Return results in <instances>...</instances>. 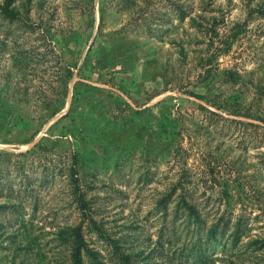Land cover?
Masks as SVG:
<instances>
[{"label":"rangeland","instance_id":"374dc122","mask_svg":"<svg viewBox=\"0 0 264 264\" xmlns=\"http://www.w3.org/2000/svg\"><path fill=\"white\" fill-rule=\"evenodd\" d=\"M16 5L15 22L0 15V264H37L25 229L55 264L82 197L138 264H164L155 203L183 177L209 223L241 217L239 254L264 241V0ZM224 246L213 264H254Z\"/></svg>","mask_w":264,"mask_h":264},{"label":"trees","instance_id":"16d2710c","mask_svg":"<svg viewBox=\"0 0 264 264\" xmlns=\"http://www.w3.org/2000/svg\"><path fill=\"white\" fill-rule=\"evenodd\" d=\"M16 3L17 0H0V15L15 22L20 15L19 7ZM226 74L229 75L232 81L237 80V76H235L233 71L228 70ZM75 161L77 162V157H75ZM77 173V170L73 168L72 178L74 186H76L74 189L76 195L80 191ZM183 179V182L187 181L185 177ZM183 182L178 181L175 183L155 203V211L164 218L158 236L159 246L163 248L162 251H159L160 256L164 255L165 257L164 264H176L175 262L178 261L180 264H213L215 262L214 254L209 253V250L215 248L218 244H221V246L224 244L223 251L229 252L231 255H238V257L247 255L248 250H242L243 254L238 252V245L244 231V222H242L241 217L234 224H231L230 221L223 222L222 219L209 223L204 214H202L199 205L192 198L193 196L190 198L186 182ZM178 189H180V192H178ZM229 191V187H225L222 190L230 201L231 195ZM79 201L81 203L80 209L84 215V222L76 226L67 225L58 230V234L53 241L57 247L65 250L66 254L60 253L55 260V264H104L100 251L91 245L84 232L85 223L89 233L98 234L112 246V254L116 256L120 264H138L132 258L131 253L123 248L121 241L108 235L101 223H99L100 221L95 218L92 210L97 209L95 208L96 204L90 203V200H86L85 197L80 198ZM6 206L2 204L0 208H5ZM23 227H26V224L23 223ZM168 227L169 230L172 227L173 230L171 231H180V233H176V237L173 239H164L165 228ZM28 231L25 229L22 232L28 233V236L25 234L26 239L29 241L25 247L27 254L32 259L38 260L37 264H45L47 254L38 246L40 244L37 242V237H34ZM225 237L228 238L226 243L223 242ZM230 237L232 239H229ZM230 242L233 244L234 249L230 247ZM165 245L169 247L165 248ZM247 246L252 249V252L248 255L255 258L253 263L264 264V241L260 238L250 239ZM183 257L186 263L180 262Z\"/></svg>","mask_w":264,"mask_h":264}]
</instances>
